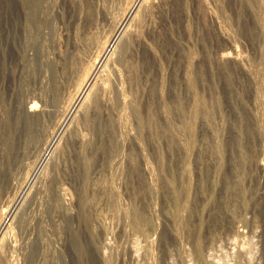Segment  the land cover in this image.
Wrapping results in <instances>:
<instances>
[{
	"label": "rangeland",
	"instance_id": "obj_1",
	"mask_svg": "<svg viewBox=\"0 0 264 264\" xmlns=\"http://www.w3.org/2000/svg\"><path fill=\"white\" fill-rule=\"evenodd\" d=\"M145 3L0 0L3 264H264V0Z\"/></svg>",
	"mask_w": 264,
	"mask_h": 264
},
{
	"label": "bare ground",
	"instance_id": "obj_2",
	"mask_svg": "<svg viewBox=\"0 0 264 264\" xmlns=\"http://www.w3.org/2000/svg\"><path fill=\"white\" fill-rule=\"evenodd\" d=\"M22 1V0H21ZM82 1V0H81ZM131 1H133L134 3H140L142 0H128V4H127V8H126V10H125V12L124 13H126V14H124L125 15V17L131 12V10H132V5L130 4L131 3ZM153 1L154 0H146V3H145V7H143V9H144V11H142L143 13H145V15L146 14H148L149 12H150V8H151V5H152V3H153ZM87 2H88V0H87ZM90 2H92V1H90ZM89 2V3H90ZM21 3V2H20ZM28 3V2H27ZM84 3H85V1H84ZM143 3H144V1H143ZM87 3H85V5H86ZM136 5V4H135ZM134 5V6H135ZM143 5V4H142ZM21 6V5H20ZM91 6V4L89 5V7ZM126 6V5H125ZM144 6V5H143ZM81 7V6H80ZM85 7H88V6H85ZM93 7V6H92ZM92 7L90 8V9H92ZM79 10H77L76 12H77V14H78V19L77 20H79L80 22H81V20L83 21V22H87V23H89L87 26H86V28H85V30H87V28H88V26H91V25H93V24H91L93 21V19L90 17V12H87L88 11V9H86V10H82V8H80V11L78 12ZM92 13H93V11H91ZM22 13H24V11L22 12ZM133 13V12H132ZM142 13V14H143ZM29 14V13H28ZM27 15V14H26ZM131 15V14H130ZM84 16H85V18H84ZM92 16H93V14H92ZM35 17V16H34ZM139 18H140V16H138ZM128 18V17H127ZM126 18V19H127ZM139 18H137V19H139ZM129 19V18H128ZM141 19V18H140ZM139 19V21L137 20V24L136 25H138L139 24V22L141 23V20ZM125 20V19H124ZM128 21V20H127ZM80 22H78V25H79V23ZM28 23V22H27ZM126 23V22H125ZM121 24H124L123 22H121ZM27 25V24H26ZM25 25V26H26ZM83 25V24H82ZM81 25V26H82ZM225 25V24H224ZM80 26V25H79ZM83 27V26H82ZM29 28V27H28ZM27 28V29H28ZM79 29V28H78ZM29 30V29H28ZM83 30H84V27H83ZM82 30V32H81V35H82V37L83 38H78L79 40H76V41H79V42H77V44L79 43V46H80V48H82L81 49V51L83 50V48H84V50H86L87 48L89 49L90 48V44L91 43H94L95 42V40H96V38L95 37H91V33H89L88 31H83ZM75 31H77V30H75ZM78 31H80V30H78ZM130 32V31H129ZM128 32V33H129ZM74 33H77V34H79L78 32H74ZM137 33V32H136ZM76 35V34H75ZM80 35V36H81ZM138 36V35H137ZM78 37V36H77ZM77 39V38H76ZM104 47V46H103ZM106 48H104V50H105ZM83 50V51H84ZM102 50V49H101ZM100 50V51H101ZM75 51V50H74ZM82 51V52H83ZM87 51V50H86ZM93 51V50H92ZM91 51V52H92ZM99 51V50H98ZM108 51V50H107ZM106 51V52H107ZM89 52V51H88ZM95 51H93L92 53H94ZM151 52L152 53H154L153 52V49L151 48ZM96 53V52H95ZM120 54H121V52H120ZM190 54V53H189ZM191 54H193V53H191ZM103 55H104V53H103ZM236 55V54H235ZM77 56V55H76ZM100 56H102V55H100ZM105 56V55H104ZM191 56V55H190ZM189 55H188V58L190 57ZM237 56V55H236ZM236 56H234V55H231V54H226V53H223V54H220V56H218L217 57V60L219 61V62H226L227 60H229V61H231V62H233V63H237V61H238V59H237V57ZM97 57V56H96ZM98 57H99V55H98ZM191 57H193V55L191 56ZM190 57V58H191ZM187 58V59H188ZM91 60H93V59H91ZM99 61H101L100 60V58H99V60L97 61H95V62H99ZM95 62H94V65H95ZM100 63V62H99ZM188 63V62H187ZM190 63V62H189ZM158 64H159V62H158ZM80 65V64H79ZM92 66H88V67H86V68H78L77 69V71H78V74H81V75H79V76H82V78L81 79H79L80 77H78V79H79V81L81 80V84H80V86H79V88H78V90L79 89H83L84 87H82L83 85L85 86V84H88L89 83V80H88V78H91L92 77V73L93 72H96V71H93L92 73H91V69H92V67H94L93 66V64H91ZM190 65V64H189ZM78 65H76V67H77ZM159 66H161L160 64H159ZM85 67V66H84ZM94 69V68H93ZM92 69V70H93ZM160 71V70H159ZM187 72H186V79H187V82H188V88H189V90H190V93L192 94V96H193V99H194V105L192 106V108H193V111H192V116L193 117H190L191 118V120L189 121L188 120V122H186L185 121V119H183V121H184V123H180L181 125H175V124H172V123H174V122H172V120L173 119H171L172 117L170 116V115H172L173 114V112H172V110H170V108H166V107H163V105L165 104H163V105H161L162 107H163V109H162V111H163V113L167 116H169V118H168V116H167V118H168V121H167V127H168V130L170 131V133H171V135L172 136H174L175 135V137H176V135L178 134V133H182L183 132V134L185 133V131H186V133H189L190 134V136H188L189 137V141H188V137H187V140H185V142L186 141H188V146L187 145H185V148H187V149H189L190 148V146L192 145V143H193V131H194V126H195V124H194V120H195V118L197 117V115H198V109H199V107H200V105H199V102H200V100H199V98L197 97V95H196V93H195V85H194V82H193V79H192V76H191V71H190V66H188L187 67V70H186ZM161 73V72H160ZM83 74V75H82ZM91 74V75H90ZM88 75H90L89 77H88ZM94 76V75H93ZM96 77V76H95ZM93 78V77H92ZM86 80H88L87 82H85ZM94 80V79H93ZM96 80V79H95ZM97 80H98V78H97ZM78 81V82H79ZM161 81V80H160ZM95 82V81H94ZM96 83V82H95ZM94 84V83H93ZM76 85H77V83H76ZM90 86H91V84H90ZM89 86V87H90ZM88 87V88H89ZM92 88V87H91ZM162 85H159V89H158V93H162L161 91H163L162 90ZM87 89V88H86ZM77 90V89H76ZM77 90V92L79 93V95H80V92L81 91H78ZM83 91H84V89H83ZM82 93V92H81ZM77 94V93H76ZM72 96V95H71ZM76 95L74 94V97H75ZM74 97H73V100H74ZM77 97V96H76ZM82 97V96H81ZM78 98V97H77ZM72 98H70L69 100H71ZM76 99V98H75ZM160 99H162V98H160ZM78 100V99H77ZM88 100V99H87ZM86 99H85V101H87ZM73 102V101H72ZM78 102V101H77ZM76 102V103H77ZM80 102V101H79ZM163 102V101H162ZM39 104V103H38ZM69 104V103H68ZM74 104V103H73ZM167 106V105H166ZM36 107H37V103L33 100V102H31L29 105H28V107L26 108V113H33L34 111H35V109H36ZM167 107H169V106H167ZM38 108V107H37ZM72 108V107H71ZM70 108V109H71ZM177 108H178V111H181V105L178 103V105H177ZM69 109V108H68ZM199 110H202V109H199ZM35 112H37V111H35ZM202 112L203 113H209V111L207 110L206 111V109L205 108H203V110H202ZM68 113V112H67ZM28 115V114H27ZM34 115V114H33ZM32 116V114L30 115V117ZM65 116V115H64ZM171 117V118H170ZM28 118V117H27ZM196 121V120H195ZM61 128H63V127H61ZM60 128V129H61ZM9 130V129H8ZM62 130V129H61ZM59 132H61V131H59ZM58 132V133H59ZM27 133V132H26ZM31 134V133H30ZM179 134V135H180ZM182 134V135H183ZM188 134V135H189ZM27 135V134H26ZM58 135V134H57ZM55 136V135H54ZM58 137V136H57ZM56 137V138H57ZM180 137V136H179ZM183 137V136H182ZM182 137H180V140H181V138ZM55 138V139H56ZM173 138V137H172ZM184 138V137H183ZM54 139V138H53ZM54 139V140H55ZM177 139H179L178 137H177ZM176 139V140H177ZM186 139V138H185ZM30 140V139H29ZM53 141V140H52ZM5 142V141H4ZM187 143V142H186ZM48 151V150H47ZM186 151V150H185ZM220 151H221V149H220V147H217V154H218V162H220V160H221V156H220ZM189 152V151H188ZM45 153L47 154V152L45 151ZM49 153V152H48ZM187 153V152H186ZM16 154V153H15ZM43 156H45V155H43ZM7 160V159H6ZM7 163V162H6ZM9 164V163H8ZM86 165V164H85ZM111 165V164H110ZM9 168V167H8ZM10 170V169H9ZM111 170V169H110ZM7 171V170H6ZM188 174H189V168H188V163H187V160H186V158H184V161H183V164H182V175L183 176H185L186 178L188 177ZM188 194V187H187V185L186 186H184V188H183V196H184V200L181 202V201H179V200H176V208H177V212L180 210V211H187V209H188V204H187V195ZM3 208V207H2ZM1 209V208H0ZM1 210H3V209H1ZM3 212H5L4 210H3ZM132 212V218H133V222H138V215H137V212L135 211V210H132L131 211ZM6 213H7V211H6ZM182 214V213H181ZM1 215V214H0ZM3 215V217H5L4 216V214H2ZM178 215V214H177ZM6 216H8L7 214H6ZM176 216V215H175ZM181 217V216H180ZM183 217H184V215H183ZM131 218V219H132ZM176 219L177 218H179V216H177V217H175ZM6 219H8V218H6ZM2 220H3V218H2ZM2 220H0V221H2ZM5 221V220H4ZM175 221H178V224H179V226L181 227L182 226V224H183V221H181L180 219H177V220H175ZM174 221V222H175ZM7 222V221H6ZM2 223V222H1ZM1 223H0V225H1ZM3 223H5V222H3ZM8 224V223H7ZM177 224V223H176ZM3 226V225H2ZM177 226V225H176ZM1 227V226H0ZM4 227V226H3ZM8 228V227H7ZM4 229V228H3ZM0 230H1V228H0ZM4 233L6 232V231H3ZM1 233V232H0ZM3 234V233H2ZM1 235V234H0ZM2 237H3V235H2ZM1 237V238H2ZM4 240V237H3V239H1V241H3ZM3 243H5V241L3 242ZM3 245V244H2ZM2 248H4V247H2ZM194 248H196V251L199 253L200 252V250H201V244H200V241L199 240H196V242H195V247ZM4 250V249H3ZM197 253V254H198ZM1 255V254H0ZM1 257H3V255L2 256H0V264H3V262H2V259H1ZM198 257V256H197ZM6 260V259H5Z\"/></svg>",
	"mask_w": 264,
	"mask_h": 264
}]
</instances>
